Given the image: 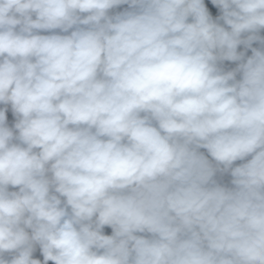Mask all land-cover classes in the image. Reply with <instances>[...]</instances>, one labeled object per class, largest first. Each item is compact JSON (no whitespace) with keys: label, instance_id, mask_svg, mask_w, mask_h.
Listing matches in <instances>:
<instances>
[{"label":"clouds","instance_id":"obj_1","mask_svg":"<svg viewBox=\"0 0 264 264\" xmlns=\"http://www.w3.org/2000/svg\"><path fill=\"white\" fill-rule=\"evenodd\" d=\"M262 30L264 0H0V264H264Z\"/></svg>","mask_w":264,"mask_h":264},{"label":"rangeland","instance_id":"obj_2","mask_svg":"<svg viewBox=\"0 0 264 264\" xmlns=\"http://www.w3.org/2000/svg\"><path fill=\"white\" fill-rule=\"evenodd\" d=\"M206 3H208V0H206ZM212 12H213L214 15H218V14H219L218 9H215L214 7L212 8ZM225 63H226V66H228V65H234V64H231V63H229V62H225ZM105 232H106L107 234H110V233H111V229H110V228H106V229H105ZM37 255H38V254H37ZM39 258L42 259V257H39ZM49 264H51V262H49Z\"/></svg>","mask_w":264,"mask_h":264},{"label":"trees","instance_id":"obj_3","mask_svg":"<svg viewBox=\"0 0 264 264\" xmlns=\"http://www.w3.org/2000/svg\"><path fill=\"white\" fill-rule=\"evenodd\" d=\"M261 35H264V30H262V32H261ZM254 46H258V45H256V44H254ZM239 50H243L242 49V46H241V48L239 49ZM251 54V52L249 51L248 52V55H250ZM235 65H228L227 67H234ZM8 115V117H9V122L11 123V121L14 119L12 116H11V112L9 111V113L7 114Z\"/></svg>","mask_w":264,"mask_h":264},{"label":"crops","instance_id":"obj_4","mask_svg":"<svg viewBox=\"0 0 264 264\" xmlns=\"http://www.w3.org/2000/svg\"><path fill=\"white\" fill-rule=\"evenodd\" d=\"M124 7H127V6H120V9L119 10H122Z\"/></svg>","mask_w":264,"mask_h":264}]
</instances>
